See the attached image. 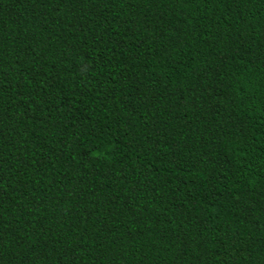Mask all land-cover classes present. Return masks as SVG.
<instances>
[{
    "label": "trees",
    "instance_id": "obj_1",
    "mask_svg": "<svg viewBox=\"0 0 264 264\" xmlns=\"http://www.w3.org/2000/svg\"><path fill=\"white\" fill-rule=\"evenodd\" d=\"M0 264H264V0H0Z\"/></svg>",
    "mask_w": 264,
    "mask_h": 264
}]
</instances>
